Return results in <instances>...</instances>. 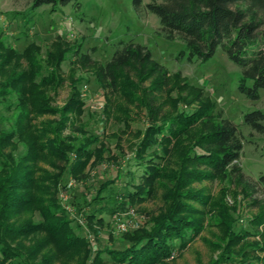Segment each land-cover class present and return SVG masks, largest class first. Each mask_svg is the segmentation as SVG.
Returning <instances> with one entry per match:
<instances>
[{
  "label": "trees",
  "instance_id": "trees-1",
  "mask_svg": "<svg viewBox=\"0 0 264 264\" xmlns=\"http://www.w3.org/2000/svg\"><path fill=\"white\" fill-rule=\"evenodd\" d=\"M27 1L35 9L65 6L73 0ZM132 4L136 11L142 8V0H132ZM145 9L158 18L159 34L166 41L185 43L188 59L206 61L221 48L241 68L244 80H252L251 87L242 81L239 91L251 101L259 99L258 91L264 90V0H163L151 1ZM35 48L31 45L19 52L7 47L0 36V78L5 77L3 82L0 80V102L9 95L15 98L12 129L0 130V264H54L59 258L67 264L81 257L87 258V264H105V256L114 264H162L193 241L208 217L212 219L210 211L217 203L213 204L208 191L195 184L215 181L243 188L251 207L259 211L250 226L260 231L247 236L251 231L242 229L231 215L238 216L239 208L225 205L212 219L222 235L215 240L220 244L219 257L211 264L254 263L244 254L264 251V174L254 181L242 172L239 160L244 138L239 128L223 118L215 102L203 96L200 89L189 87L194 100L189 95L169 100L173 77L154 60L147 47L133 42H120L111 59L99 67V74L114 91L120 88L118 79L122 75L133 89L148 94L147 103L134 92L128 96L134 99L130 103L146 106L150 122L138 131L133 157L128 160L137 169L135 173L118 167L114 177L100 182L89 196L81 193L68 201L86 220L84 231L63 207L59 192L71 179L87 180V167L102 165L108 149L96 133L87 134L83 128L73 127L71 117L79 113L78 108L71 107L73 101L59 110L48 108L49 93L62 86L63 78L57 67L42 70L43 62L33 53ZM65 54L60 58L64 59ZM81 58L86 66L94 64L88 56ZM49 59H53L50 54L48 63ZM24 61L26 69L21 68ZM147 80H152V90L141 87ZM72 90L76 94V89ZM167 100L171 101L170 109L166 108ZM195 103L193 110L180 107ZM112 112L118 113L114 115L116 121L124 118V127L130 129L126 106L105 110L104 115L107 118ZM52 113L58 118L42 121V127L33 121ZM242 124L252 134H264V113H247ZM69 128L71 133L65 135ZM19 146L24 151L18 154ZM47 162L51 170L43 168ZM136 172H140L139 183L126 182L125 177ZM117 181L123 184L122 190ZM160 193L165 208L152 217L149 226L124 234L119 248L89 246L85 233L97 235L92 225H105L123 207L155 199ZM37 215L39 221L34 220ZM31 236L39 238L28 253L13 244ZM248 237H258L259 242L247 249L239 248Z\"/></svg>",
  "mask_w": 264,
  "mask_h": 264
},
{
  "label": "rangeland",
  "instance_id": "rangeland-1",
  "mask_svg": "<svg viewBox=\"0 0 264 264\" xmlns=\"http://www.w3.org/2000/svg\"><path fill=\"white\" fill-rule=\"evenodd\" d=\"M151 1L162 2L163 0H142V8L138 11L134 9L132 0H73L65 6L43 5L35 9L27 0H0V36L4 40V44L19 52H23L27 46L33 45L36 47L33 49L34 55L43 62L42 70L50 71L57 67L56 71L63 78L62 86L55 93L52 91L49 93L51 101L48 108L59 110L73 101L74 104L71 107L79 110L77 115L71 117L74 121L73 127L83 128L87 134L96 133L100 136L104 148L108 149L102 165L95 168L87 167V173H89L87 180L72 179L74 186L66 190L62 189V193L67 196L68 201L77 199L81 193L84 196H89L98 188L100 182L109 176L114 177L118 167L123 170H131L134 173L137 171L135 167L128 164L130 163L128 160L133 157L134 145L139 137L138 131L143 130L150 122L148 119L149 110L142 103L140 105L134 102L130 103L133 98L129 97L128 93L134 92L141 98L143 97L142 99L146 103L148 94L140 92V89H133L122 75L118 79L121 86L114 91L99 74V67L111 59L120 42H133L147 47L154 60L163 66L170 77H173L171 90L168 94L172 99L169 100H175L180 95H189L190 100H194L195 96L189 94V87L200 89L203 91V96L213 100L216 110L222 112L223 118L235 124L244 138L239 160L242 172L254 181L264 174V134H252L251 130L242 124L245 114L255 110L264 113V90L258 91L259 99L255 101L249 100L242 94L239 91L242 81L247 87H251L252 80H244L241 68L232 63L221 48H218L215 54L206 61H201L196 57L192 60L188 59V51L183 41L176 39L168 42L159 34L158 18L145 9V5ZM63 53L66 54L64 59H61L60 55ZM49 54L53 59H49L48 63ZM81 56H88L94 64L84 65L80 61L83 60ZM14 61L7 67L11 66ZM22 63L21 68L26 69L27 63L25 61ZM4 79L5 77L2 75L1 82ZM151 83L152 80H147L142 83L141 87L144 90H152L154 85ZM72 88L76 89L77 95ZM159 99L161 100V97ZM171 101L167 100L166 108L170 109ZM75 104L76 106H74ZM120 106L128 108L131 117V119L129 118L130 129L124 127V118L121 121H116L114 115L117 112H112V115L107 118L104 115L105 110L114 111ZM196 106L197 103L180 105L182 109L188 110L196 109ZM14 107V96L9 95L7 99L0 102V130L9 131L12 129L15 119ZM56 118L58 115L52 113L38 116L33 121L42 127V124L40 125L42 121L56 120ZM70 131H72L71 128L67 129L64 132L65 135H69ZM23 151L24 149L19 146L17 153ZM42 166L46 170H51L49 162ZM134 173L125 177L126 182L139 183L140 172ZM121 181L123 180L121 179ZM117 182L120 186L119 189L122 190L123 184L120 181ZM195 186L208 191L211 202L217 203L210 211L212 219L216 217L215 213L219 214L225 205L227 207L235 205L239 208L238 216L233 213L231 215L242 226V229L251 231L246 235L250 236L252 233L260 231V228L255 226L251 228L250 226L259 211L251 207L243 188H238L228 181L204 182L200 185L196 183ZM60 202L63 203L62 200ZM191 203L193 206L199 207L197 203ZM164 208L162 193L155 199L123 207L122 210L113 213L105 225H92V229L97 233L96 236H93L91 232L85 233L86 239L91 244L89 246L99 248L105 246L104 248L107 249L119 248L120 240L124 234L143 227L146 228L150 225L152 217L158 215ZM70 217L78 221L84 231L87 230L85 228L86 220L81 218V214H78L77 210L71 212ZM212 219L208 217L204 228L193 241L189 242L181 251L172 254L162 264H211L216 260L220 254V244L215 240L221 231L218 230ZM34 220L39 221V216H34ZM37 237L39 238V236H31L13 244L24 253H28V248L33 241L37 240ZM255 242H259L258 237H248L239 248L247 249ZM83 255L84 251H81L80 256ZM41 256L42 253L38 259ZM246 257L254 262L252 264H264V251L246 252L244 258ZM38 259L34 258L33 261L36 262ZM86 259L81 257L80 260L77 259L73 262L68 260L67 264H87ZM60 260V258L57 259L54 264H66L64 261L67 260L63 258V262ZM105 261V264H114L108 256H105ZM241 264L246 263L242 262Z\"/></svg>",
  "mask_w": 264,
  "mask_h": 264
},
{
  "label": "built area",
  "instance_id": "built-area-1",
  "mask_svg": "<svg viewBox=\"0 0 264 264\" xmlns=\"http://www.w3.org/2000/svg\"><path fill=\"white\" fill-rule=\"evenodd\" d=\"M73 186H74V181L71 179V180L68 181L66 187L69 189L70 187H73ZM66 189H64V190H66ZM59 193H60L59 195H61L60 196V200H62V202H63L62 203L63 207L66 209L67 212H69L71 214V212H73L74 209L68 204L67 196L64 193H62V189L60 190Z\"/></svg>",
  "mask_w": 264,
  "mask_h": 264
}]
</instances>
